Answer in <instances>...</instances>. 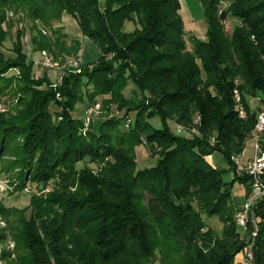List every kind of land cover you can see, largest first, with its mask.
Instances as JSON below:
<instances>
[{
    "label": "trees",
    "instance_id": "obj_1",
    "mask_svg": "<svg viewBox=\"0 0 264 264\" xmlns=\"http://www.w3.org/2000/svg\"><path fill=\"white\" fill-rule=\"evenodd\" d=\"M200 1L205 39L185 27L179 0H0V14L21 10L46 27L72 15L100 51L55 88L48 76L30 75L33 63L19 41L15 57L0 51V93L10 89L17 99L13 112H0V172L12 190H39L26 207L0 201L1 264H233L249 243L254 223L238 231L231 189L241 182L246 198L251 182L231 155L252 138L264 103V0H227L222 8V0ZM225 18L235 20L229 34ZM126 21L136 26L125 30ZM59 38L43 37V45ZM17 67L18 75H4ZM128 81L139 96L132 119L121 96ZM99 94L123 112L92 118L83 129V116L73 110ZM256 95L260 101L250 102ZM53 102L61 108L56 114ZM141 136L155 145L153 164L143 168L135 153ZM216 150L227 169L207 160ZM85 157L100 164L96 173L77 166ZM204 215L222 222L219 236ZM251 216L257 224L251 264H264V195Z\"/></svg>",
    "mask_w": 264,
    "mask_h": 264
},
{
    "label": "rangeland",
    "instance_id": "obj_2",
    "mask_svg": "<svg viewBox=\"0 0 264 264\" xmlns=\"http://www.w3.org/2000/svg\"><path fill=\"white\" fill-rule=\"evenodd\" d=\"M179 3V12L185 27L187 29L190 28L192 34L196 38L203 39L206 36V24L204 21L201 1L179 0ZM226 3L227 0H222L219 3V6L222 8ZM1 16L4 17L2 27L6 30V36L0 44V51L3 52L4 56L15 57V42L19 41L23 47L22 51L25 53L27 61L33 63V69L30 75L35 78L44 77V79L48 76L50 78L49 84H52V88H55L56 85L61 83L64 74L80 72L83 64L94 61L100 55V51L94 41L82 33L80 27L76 23V18L70 14L64 13L63 18L59 22H55L51 26L47 27L39 20L31 19V17H28L27 14L21 10L15 11L13 9H7L3 11V14H0V17ZM222 23L226 33L229 34L232 30V26L235 24V20L232 18H225L222 20ZM135 26L136 23L126 21L124 29L132 30ZM41 29L44 31H41ZM56 35L60 37L57 44H53L51 48H46L43 45V37L54 38ZM42 52H46L51 62H55L56 64L54 66L47 65L44 62ZM18 71H21L19 67L11 68L4 75L13 76L14 74L16 76L18 75ZM15 83V87L18 89L16 94L17 96L21 92L19 90L21 88L18 87L17 80ZM8 92L14 93L10 89L7 91L4 90L0 93V112H5V110L9 111L10 108L12 112L14 110L13 107L17 99L16 97H12L8 94ZM121 92L123 103L125 104V111L128 113L126 117L132 119V107H134V104L139 100L138 93L130 81H128V84L122 86ZM54 97L56 100L61 97V94L55 92ZM108 97V95L99 94L95 97V101L92 102V104L87 105L88 103L84 102L83 104L77 103L76 108L73 110V115L76 117L83 116L85 114L83 111L89 106L95 109L92 117L93 119L105 118L110 115H121L123 112V106L117 107L116 104L107 99ZM60 109V106L56 102L51 103L50 110H54L55 114L58 113ZM55 114L54 117L56 116ZM90 121L92 122V120ZM151 121L157 122L158 126L160 125L157 117L151 118ZM91 122H89L87 126H89ZM96 123H98V121L95 122V124ZM169 125L173 131H176L173 121L169 120ZM121 126L122 128H126L123 125ZM141 138L142 143L135 146L136 163L139 168L153 164L155 157L152 156L151 152L155 145L153 143H145L142 136ZM253 143L254 138H249L246 141L245 153L247 155H252ZM206 158L214 166L227 169V164L222 152L218 150L213 151L211 154L207 155ZM99 165L100 164L94 161H90L88 157H85L77 163L78 167L85 166L90 168L92 171H95V173L100 169ZM51 186L52 184H49L48 188ZM11 188L12 182H9L7 178H4L3 174L0 172V201L4 205L18 206L20 208L26 207L33 191H35V193H39L37 186L34 188L33 185H27L26 188L20 191H15ZM235 196H238L241 200H244L245 198L244 186L237 180L233 182L231 189V198H234ZM204 219L209 227L214 231V234L219 236L221 234L223 224L218 217L204 215ZM2 224L3 223H1V225ZM235 225L236 228L239 229L238 231L241 230V235H243V231L245 229L237 223ZM249 236H251V234ZM248 244L249 243H247L243 249L235 255L233 264H242L243 261L245 264H248L245 259L246 252L249 249Z\"/></svg>",
    "mask_w": 264,
    "mask_h": 264
},
{
    "label": "built area",
    "instance_id": "obj_3",
    "mask_svg": "<svg viewBox=\"0 0 264 264\" xmlns=\"http://www.w3.org/2000/svg\"><path fill=\"white\" fill-rule=\"evenodd\" d=\"M43 30V29H42ZM44 31V30H43ZM42 56L44 58V62L49 66H54L56 63L51 62L48 58L46 52H42ZM234 99L237 103V111L239 116H245V107L241 101V93L235 88L233 90ZM260 96L256 95L250 99V102H259ZM95 109L93 107H87L85 110V114L83 115L84 127L85 129L93 117ZM178 129H181L179 127ZM263 134H264V103L261 104L258 114L257 120L254 126L252 138H254L253 143V152L250 157H247L244 161H242V157L245 155V149H243L239 154L231 155V159L236 164V168L239 172H243L247 174L250 178L251 188L250 191L243 201V203L238 207L235 220L236 223L242 228H246L248 220L251 219L254 223V229L251 232V238L249 242V249L246 252L245 259L248 264L252 263L253 259V241L257 232V224L252 215V206L254 203L264 195V143H263ZM9 247L13 246V242L9 241ZM1 264V261H0Z\"/></svg>",
    "mask_w": 264,
    "mask_h": 264
},
{
    "label": "crops",
    "instance_id": "obj_4",
    "mask_svg": "<svg viewBox=\"0 0 264 264\" xmlns=\"http://www.w3.org/2000/svg\"><path fill=\"white\" fill-rule=\"evenodd\" d=\"M65 17H68V16H65ZM205 21V20H204ZM189 30H190V28H188ZM203 39H205V37L203 38ZM248 156H250V155H244L242 158H243V160H245L246 159V157H248ZM223 178H224V180H226V181H230L231 179H232V172H230V171H228V170H225V172H223ZM245 192V191H244ZM245 199V198H244ZM232 203H233V205H234V207L235 208H238V207H240V205L243 203V201L244 200H241L238 196L236 197H232ZM242 202V203H241ZM239 260V259H238ZM242 264H245L244 263V261H243V263Z\"/></svg>",
    "mask_w": 264,
    "mask_h": 264
}]
</instances>
